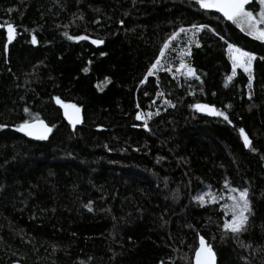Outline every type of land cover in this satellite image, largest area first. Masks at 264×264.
Segmentation results:
<instances>
[{"label":"trees","instance_id":"16d2710c","mask_svg":"<svg viewBox=\"0 0 264 264\" xmlns=\"http://www.w3.org/2000/svg\"><path fill=\"white\" fill-rule=\"evenodd\" d=\"M200 237L264 264V40L198 0H0V264H192Z\"/></svg>","mask_w":264,"mask_h":264},{"label":"snow or ice","instance_id":"6c2138e0","mask_svg":"<svg viewBox=\"0 0 264 264\" xmlns=\"http://www.w3.org/2000/svg\"><path fill=\"white\" fill-rule=\"evenodd\" d=\"M199 3H201L202 7H216L217 10L223 11L224 15L228 18V19H233L235 16L239 15V14H243L246 17H251L252 13L248 12V11H244V6L249 2V0H211L210 3H206V0H198ZM262 2H264V0H262ZM85 37H80V39H84ZM257 38H264V31H260L257 34ZM35 42V39L34 41ZM167 46V45H166ZM229 48L232 49L233 46L229 45ZM237 52H239L241 57H247L248 61L250 62L252 59H255L254 56H252L250 53L247 52H242L240 50H236ZM157 63H159V61H157ZM245 71H247V68H245ZM190 72L192 74H194V70H190ZM151 74V73H149ZM233 74H235V72H233ZM229 81L232 79V77L228 78ZM196 107L199 109L201 108L200 105H196ZM206 107V106H205ZM218 115H223L222 113H217ZM137 119H140V116H137ZM225 119H227V117L225 116ZM25 125H21V129H24ZM50 131V129H49ZM241 132H243V130H241ZM245 141L247 143V137H245ZM227 187V185H226ZM232 192H237L239 191V196L240 199L243 201V210L241 212V216L243 217V219L241 220L240 224L238 226L235 227H231V225L235 222L236 217L235 215L233 216V220L230 222L226 223V228L231 227V230L233 232H239L240 230H242L243 228V224L244 222L247 221V216H243V212H249L251 211L250 209V204H249V200H248V190L247 189H243V190H237L235 188H231L230 189ZM200 199H203V197H200ZM201 249L204 251H207L209 256L212 255L211 253V248L210 247H205V242L203 239H201ZM197 259H198V264H200V256H201V252L198 251L197 252Z\"/></svg>","mask_w":264,"mask_h":264},{"label":"water","instance_id":"95a60500","mask_svg":"<svg viewBox=\"0 0 264 264\" xmlns=\"http://www.w3.org/2000/svg\"><path fill=\"white\" fill-rule=\"evenodd\" d=\"M5 29L7 31L8 26H6ZM63 117L66 122L72 125H77L79 123L78 110L76 107L72 105L67 104L63 107ZM21 125H25L24 129H21ZM21 125L19 126L20 132L25 134L31 140L45 138L49 135L51 131L50 126L47 124L45 120L42 119L28 121ZM201 239L204 240L206 248L207 247L211 248V253H212L211 256H209L207 251L201 249ZM198 251L201 252L200 264H217V255L204 237L198 238L197 246L194 250L192 257V264H198V259L196 255ZM10 264H23V263L19 261H14Z\"/></svg>","mask_w":264,"mask_h":264},{"label":"rangeland","instance_id":"374dc122","mask_svg":"<svg viewBox=\"0 0 264 264\" xmlns=\"http://www.w3.org/2000/svg\"><path fill=\"white\" fill-rule=\"evenodd\" d=\"M210 2L211 0H206V3H210ZM258 2L260 3V15H258L257 17L256 16L254 18L253 16L246 17L241 13L233 18V20L239 25V27H241L245 31H248L251 36L256 38L258 32L264 31V2H262V0H258ZM221 12L223 13V11ZM257 39L264 40V38H257ZM237 49L238 48L236 47L229 49V56L232 62V69L234 70L237 67H241L244 70L245 68H247V71H250L252 60L249 62L247 57H241L239 52L236 51ZM233 206L235 207V204H233ZM236 206L241 207V205H239L237 202H236Z\"/></svg>","mask_w":264,"mask_h":264},{"label":"flooded vegetation","instance_id":"af4514ba","mask_svg":"<svg viewBox=\"0 0 264 264\" xmlns=\"http://www.w3.org/2000/svg\"><path fill=\"white\" fill-rule=\"evenodd\" d=\"M213 8H215V9H217L216 7H213ZM220 11V10H219ZM221 12V11H220Z\"/></svg>","mask_w":264,"mask_h":264}]
</instances>
